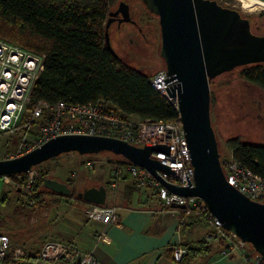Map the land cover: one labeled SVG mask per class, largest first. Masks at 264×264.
Instances as JSON below:
<instances>
[{
  "label": "water",
  "instance_id": "obj_1",
  "mask_svg": "<svg viewBox=\"0 0 264 264\" xmlns=\"http://www.w3.org/2000/svg\"><path fill=\"white\" fill-rule=\"evenodd\" d=\"M158 16L159 55L164 60L168 97L178 105L186 144L194 173L187 185L167 182L160 174L176 173V166L162 163L153 152L172 154L173 144L138 145L116 137L67 133L55 136L33 150L9 159H0V175L29 172L62 153L97 154L111 151L144 166L172 192L200 197L226 230L253 245L264 260V201L246 196L226 178L220 161L216 130L212 123L211 79L236 67L264 62V33L252 31L250 21L237 8L223 6L217 0H141ZM264 1V0H263ZM132 21L130 5L121 0L109 12L105 26L107 47L115 54L109 28L113 16ZM44 186L62 196L74 195L72 186L55 177L44 178ZM77 197L96 204H106L107 187L89 186ZM173 207H184L177 203Z\"/></svg>",
  "mask_w": 264,
  "mask_h": 264
},
{
  "label": "built area",
  "instance_id": "obj_2",
  "mask_svg": "<svg viewBox=\"0 0 264 264\" xmlns=\"http://www.w3.org/2000/svg\"><path fill=\"white\" fill-rule=\"evenodd\" d=\"M44 58L45 54L32 52L0 37V139L8 137V141L3 144V150L0 152V159L21 156L60 134H97L116 137L138 145L173 144L172 154L164 151L152 153V156L162 163L176 166V173L167 174L159 171V174L169 183L187 185V172L194 183V173L180 115L177 119L169 121L153 118L134 120L131 117L122 116L113 101L108 98L78 103L37 99L32 95V90L45 69ZM165 78H167L166 70L162 69L151 77L150 82L168 97ZM14 136L18 137V142L12 146L11 139ZM229 148V154H220L227 180L251 199L264 201V177L243 164L235 156L234 150ZM71 154L78 157L86 155L77 152H71ZM108 159L104 162L110 165V175L114 184L119 178L125 175L130 176L136 188H151L165 208H171L173 203H177L184 205L181 208L185 210L186 215L199 214L204 217L210 227L207 238L209 240L221 238L226 243L220 255L238 254L248 264H264V260L253 245L242 241L234 232L226 230L222 222L209 211L202 198L172 192L144 166L130 160L125 164L117 162L110 164ZM98 162L103 163L98 161L94 154L86 155L83 161L89 169H94ZM39 175L40 169L38 166H33L29 172H26L27 177L21 183L23 190L28 193L26 197L31 206L35 205V199L31 197L32 187ZM0 176L6 180L10 179L8 178L10 176ZM77 178L78 171L74 169L70 172L72 185L76 184ZM1 194L0 186V200ZM85 213L91 220L122 226V220L115 205L87 202ZM185 253L186 249L178 245L174 248L172 257L179 262ZM97 262L93 251L70 243L47 240L34 252L14 244L9 234L0 232V264H96Z\"/></svg>",
  "mask_w": 264,
  "mask_h": 264
},
{
  "label": "trees",
  "instance_id": "obj_3",
  "mask_svg": "<svg viewBox=\"0 0 264 264\" xmlns=\"http://www.w3.org/2000/svg\"><path fill=\"white\" fill-rule=\"evenodd\" d=\"M113 4L114 0H0V37L32 52L45 54V69L32 90L37 99L78 103L108 98L126 118L136 115L157 120L177 119L179 110L176 103L150 82L154 73L148 75L125 63L107 47L105 26ZM245 75L248 80L264 86V70L261 67L253 68ZM227 144L243 164L264 177V143L247 142L235 136L230 137ZM108 162L125 164L130 161L118 155L110 156ZM41 175L40 172L32 187L31 197L35 199V204L41 202L40 197L45 193L62 196L46 188L43 181L47 176ZM10 177L18 181V193L27 196L21 185L27 177L26 173ZM66 182L73 188L74 195L71 197L87 203L75 193L82 188ZM25 203L28 205V198ZM194 215L208 224L201 215ZM183 247L186 253L179 261L181 264L200 254L210 259L220 253L226 243L221 238H205L197 245L187 243Z\"/></svg>",
  "mask_w": 264,
  "mask_h": 264
},
{
  "label": "rangeland",
  "instance_id": "obj_4",
  "mask_svg": "<svg viewBox=\"0 0 264 264\" xmlns=\"http://www.w3.org/2000/svg\"><path fill=\"white\" fill-rule=\"evenodd\" d=\"M120 1L114 0L111 10H114ZM125 1L131 2L133 6L137 4L140 10L135 18L144 31L148 32V38L155 40V44L148 43L134 25L124 24L119 32L116 23L111 24L109 28L111 44L125 63L141 69L148 75L155 74L165 69L163 59L159 55L161 35L158 18L141 1ZM217 1L241 10L243 14L252 18L253 27L258 33L264 32V8L259 6L243 8L240 0ZM120 35L123 36L122 40ZM258 67L264 70V62L239 66L231 72L218 76L211 83L212 123L216 130L221 155L229 154L230 146L227 140L230 137L239 136L243 141L264 143V86L248 80L245 75L247 71ZM130 117L134 120L140 119L134 115ZM7 141L8 137L0 139V152ZM11 141L12 146L16 145L18 137L14 136ZM86 155L78 157L67 152L58 159L39 164L41 177L46 175L62 181H71L70 172L75 169L78 171L75 185L80 189L79 187L83 188L95 182V174L100 168H110V165L104 162L109 156L118 157L119 154L110 151L94 154L98 161L103 162H98L95 170L89 169L83 163ZM8 178L10 179L7 181L0 176L2 188L0 232L9 234L14 244L26 247L29 251H35L47 240L65 239L62 224L72 216L71 211L68 210L71 209L72 204H82L83 201L75 197L45 193L40 197L39 204L26 205L27 197L16 190L17 180L13 177ZM57 208H59L58 214H56Z\"/></svg>",
  "mask_w": 264,
  "mask_h": 264
},
{
  "label": "crops",
  "instance_id": "obj_5",
  "mask_svg": "<svg viewBox=\"0 0 264 264\" xmlns=\"http://www.w3.org/2000/svg\"><path fill=\"white\" fill-rule=\"evenodd\" d=\"M94 181L89 186L104 184L107 187L106 204L117 207L122 226L89 219L85 202L72 204L68 210L72 216L62 224L65 239L54 240L93 251L98 260L96 264H181L172 257L174 248L187 243L197 245L208 236L210 227L202 218L186 215L181 207L165 208L151 188H135L130 176L125 175L114 184L107 167L100 168ZM58 211L59 208L56 214ZM184 264L248 262L238 254L216 253L210 259L197 255Z\"/></svg>",
  "mask_w": 264,
  "mask_h": 264
},
{
  "label": "flooded vegetation",
  "instance_id": "obj_6",
  "mask_svg": "<svg viewBox=\"0 0 264 264\" xmlns=\"http://www.w3.org/2000/svg\"><path fill=\"white\" fill-rule=\"evenodd\" d=\"M139 1H141V0H139ZM142 2V1H141ZM143 3V2H142ZM220 3V2H219ZM144 4V3H143ZM221 4V3H220ZM129 5H130V13H131V17H132V21H120V18H121V16H122V14L121 13H119V14H117V15H114L113 16V21H112V23L111 24H113V23H116L117 24V27H118V29H119V32L121 31V27H122V25H124V24H132V25H134L135 27H136V29L138 30V32H140L141 34H142V36L145 38V40L149 43V42H152V43H154L155 44V40H153V39H151V38H148V32H146V31H144V29H143V27L139 24V22H138V20L135 18L136 16H137V14H138V12H139V7L137 6V4H136V6H133L132 5V3L131 2H129ZM145 5V4H144ZM223 5V4H222ZM223 6H226V5H223ZM117 7H118V5H117ZM117 7H115V9L117 8ZM147 8V7H146ZM114 9V10H115ZM239 10V9H238ZM151 12V11H150ZM240 12L242 13V11L240 10ZM152 13V12H151ZM152 14H154V13H152ZM155 15V14H154ZM242 15L244 16V17H247L248 19H249V21H250V24H251V29H252V31H254L255 33H258V31L257 30H255L254 29V27H253V20H252V18L250 17V16H247V15H245V14H243L242 13ZM156 16V15H155ZM157 18H158V16H157ZM158 24H159V21H158ZM111 26V25H110ZM159 27H160V25H159ZM257 28H259L258 26H257ZM264 33V32H263ZM263 33H258V34H263ZM161 35V34H160ZM120 39L122 40L123 39V36H121L120 35ZM160 40H161V38H160ZM162 58V57H161ZM163 59V58H162ZM163 62H164V60H163ZM246 65H248V64H246ZM242 66H245V65H242ZM237 68V67H236ZM235 68V69H236ZM234 70V69H233ZM233 70H231V71H233ZM231 71H228V72H231ZM224 73H227V72H224ZM224 73H222V74H224ZM221 74V75H222ZM220 76V75H219ZM218 77V76H217ZM217 77H215V78H217ZM215 78H213V79H211V82H210V85H211V83H212V81L215 79ZM82 188V187H81ZM84 188V187H83ZM82 188V189H83ZM81 189V190H82ZM78 191H76L75 193H77Z\"/></svg>",
  "mask_w": 264,
  "mask_h": 264
},
{
  "label": "bare ground",
  "instance_id": "obj_7",
  "mask_svg": "<svg viewBox=\"0 0 264 264\" xmlns=\"http://www.w3.org/2000/svg\"><path fill=\"white\" fill-rule=\"evenodd\" d=\"M242 2L243 8H250L253 6H259L264 8V1L263 0H240Z\"/></svg>",
  "mask_w": 264,
  "mask_h": 264
}]
</instances>
